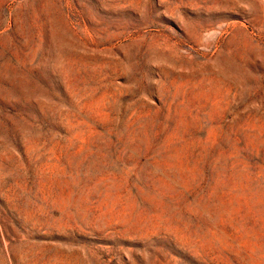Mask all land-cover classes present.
<instances>
[{
	"label": "rangeland",
	"instance_id": "1",
	"mask_svg": "<svg viewBox=\"0 0 264 264\" xmlns=\"http://www.w3.org/2000/svg\"><path fill=\"white\" fill-rule=\"evenodd\" d=\"M0 264H264V0H0Z\"/></svg>",
	"mask_w": 264,
	"mask_h": 264
}]
</instances>
